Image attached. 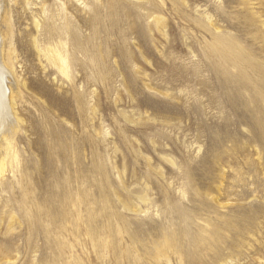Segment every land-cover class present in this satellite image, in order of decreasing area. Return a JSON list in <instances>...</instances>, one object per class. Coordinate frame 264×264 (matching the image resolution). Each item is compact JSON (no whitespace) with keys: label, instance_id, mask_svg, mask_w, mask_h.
Segmentation results:
<instances>
[{"label":"rangeland","instance_id":"rangeland-1","mask_svg":"<svg viewBox=\"0 0 264 264\" xmlns=\"http://www.w3.org/2000/svg\"><path fill=\"white\" fill-rule=\"evenodd\" d=\"M253 68L264 0H0V264H264Z\"/></svg>","mask_w":264,"mask_h":264},{"label":"bare ground","instance_id":"bare-ground-1","mask_svg":"<svg viewBox=\"0 0 264 264\" xmlns=\"http://www.w3.org/2000/svg\"><path fill=\"white\" fill-rule=\"evenodd\" d=\"M234 53H236V52H234ZM225 59H226V62H230V63H232L235 66L237 65L238 62L243 61L241 56H240V54H236L235 55V54H232V53H229L227 56H225ZM237 68L239 70L238 71V75L240 77H247L248 76V79H250L251 75H247L248 73L243 70L242 63H241V67L237 66ZM255 70H257V75L256 76H258L259 80L258 81L255 80L254 81V79H253L251 82L253 84H255V88L258 90V93L261 96V100L264 102V72L260 71L257 68H253V71H255ZM7 92L9 93V91H7L5 88L3 89V86H2L1 81H0V139L1 138H7V135L10 133V131L13 130L14 125H15L14 124V118L10 114V111H9L10 103H11L10 93L8 94ZM1 157L2 156L0 154V158Z\"/></svg>","mask_w":264,"mask_h":264}]
</instances>
